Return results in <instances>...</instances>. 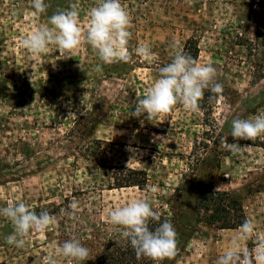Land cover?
Listing matches in <instances>:
<instances>
[{
	"label": "rangeland",
	"instance_id": "rangeland-1",
	"mask_svg": "<svg viewBox=\"0 0 264 264\" xmlns=\"http://www.w3.org/2000/svg\"><path fill=\"white\" fill-rule=\"evenodd\" d=\"M45 3L46 12L33 16L31 0H0V208L23 202L37 214L48 211L55 223L18 248L6 242L13 226L0 215V264H45L48 256L67 264L54 252L72 238L89 250L87 260L73 264H96L104 245L121 236L107 221L110 209L145 196L161 213L192 207L193 189L205 184L230 193L254 222L253 236L242 246L264 240V135L239 141L246 146L239 153L223 144L225 137L234 142V119L264 115L258 0H121L131 21L130 58L100 71L96 53L83 42L70 58L54 45L39 55L21 46L54 12L74 4L86 33L96 0ZM143 45L150 58L137 52ZM176 52L211 62L222 91L205 89L196 112L177 104L151 121L132 117L135 102ZM128 171L144 173L146 182L118 188ZM73 201L75 218L69 214ZM238 229L197 225L173 264H217Z\"/></svg>",
	"mask_w": 264,
	"mask_h": 264
},
{
	"label": "clouds",
	"instance_id": "clouds-1",
	"mask_svg": "<svg viewBox=\"0 0 264 264\" xmlns=\"http://www.w3.org/2000/svg\"><path fill=\"white\" fill-rule=\"evenodd\" d=\"M31 6L33 16L45 13L48 8L45 0H31ZM79 17L75 4L69 10H57L48 18L47 24L37 27L22 39L21 46L31 54L39 55L54 45L59 54L70 58L69 54L78 50L83 42L98 57L97 71L101 70L102 65L129 60L127 46L131 21L121 0H96L95 6L88 12V27L83 34ZM137 52L146 58L152 55L146 45L139 47ZM215 77L216 69L211 62L198 63L191 55L176 52L171 62L160 68L146 95L135 102L131 116L151 121L169 113L177 104L191 112L199 111L205 89L213 93L222 91V85L214 82ZM230 135L234 142L229 143L225 137L224 147L233 153L241 152L246 146H241L239 141H251L264 135V115L234 119ZM69 208L73 210L69 214L75 218L74 210L78 208V202L73 201ZM0 215L13 226L6 242L18 248L25 246L26 238L32 233H43L55 223V217L48 211L37 214L23 202L0 208ZM159 220L160 216L153 210L147 196L110 209L107 215L109 225L129 242L137 259L143 257L153 264L171 259L177 251L178 233L171 222L164 221L154 230L150 229L149 222ZM254 231V222L246 219L232 238L230 247L218 258L217 264H264V240L256 241L251 249L242 246L243 242L252 238ZM54 255L65 258L67 264H73L74 261L87 260L89 250L78 239L72 238L59 244ZM45 264H56V260L53 256L45 257Z\"/></svg>",
	"mask_w": 264,
	"mask_h": 264
},
{
	"label": "trees",
	"instance_id": "trees-1",
	"mask_svg": "<svg viewBox=\"0 0 264 264\" xmlns=\"http://www.w3.org/2000/svg\"><path fill=\"white\" fill-rule=\"evenodd\" d=\"M49 1V0H48ZM52 4L56 0H51ZM61 5L64 6V2L67 0H58ZM258 3L262 9L261 14L264 19V0H258ZM69 5V4H68ZM69 8V7H67ZM195 55L198 54L197 47H194ZM105 161L104 157H102ZM131 176H123L118 179V188L126 187H141L146 178L144 173H138L135 171H128ZM135 175H143V179L138 181ZM133 176V177H132ZM187 190L192 188L187 187ZM197 190L194 205L191 207L186 204L180 208L170 206L169 213L159 214V221H150V229H155L160 223L169 221L176 228L178 233L177 251L176 255L171 259H165L160 264H173L180 257V253L185 250L192 235L195 233L197 225L204 224L208 226H217L218 229H236L246 220L242 205L240 201L234 199L230 193L214 191L211 185L205 184L203 187L193 189ZM176 192L186 190L175 189ZM191 207V209H190ZM118 240H109L103 248L96 264H153V262L146 258L137 259L134 250L127 240L122 236H119Z\"/></svg>",
	"mask_w": 264,
	"mask_h": 264
}]
</instances>
